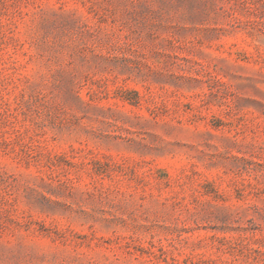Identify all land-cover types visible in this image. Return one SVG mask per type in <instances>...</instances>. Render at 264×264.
I'll return each instance as SVG.
<instances>
[{"label":"rangeland","instance_id":"obj_1","mask_svg":"<svg viewBox=\"0 0 264 264\" xmlns=\"http://www.w3.org/2000/svg\"><path fill=\"white\" fill-rule=\"evenodd\" d=\"M0 264H264V0H0Z\"/></svg>","mask_w":264,"mask_h":264}]
</instances>
